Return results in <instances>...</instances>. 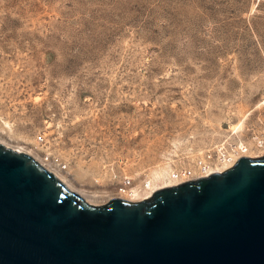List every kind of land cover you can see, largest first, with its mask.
<instances>
[{"label":"rangeland","instance_id":"obj_1","mask_svg":"<svg viewBox=\"0 0 264 264\" xmlns=\"http://www.w3.org/2000/svg\"><path fill=\"white\" fill-rule=\"evenodd\" d=\"M0 131L83 197L261 155L264 0H0Z\"/></svg>","mask_w":264,"mask_h":264},{"label":"water","instance_id":"obj_2","mask_svg":"<svg viewBox=\"0 0 264 264\" xmlns=\"http://www.w3.org/2000/svg\"><path fill=\"white\" fill-rule=\"evenodd\" d=\"M0 264H264V153L94 205L0 142Z\"/></svg>","mask_w":264,"mask_h":264},{"label":"bare ground","instance_id":"obj_3","mask_svg":"<svg viewBox=\"0 0 264 264\" xmlns=\"http://www.w3.org/2000/svg\"><path fill=\"white\" fill-rule=\"evenodd\" d=\"M5 128V127H4ZM9 133V132H8ZM6 134H7V131H0V137H3V136H6ZM3 138H6V137H3ZM2 138V139H3ZM12 139V137H10V140ZM4 140H7V139H4ZM3 140V141H4ZM2 142V141H1ZM17 142V141H16ZM3 143V142H2ZM5 143V142H4ZM7 143V142H6ZM5 143V144H6ZM18 143V142H17ZM6 145H8V143L6 144ZM10 145H11V143H10ZM9 145V146H10ZM13 147H14V145H13ZM15 149H16V151H22V152H32V153H34V155H36L37 157H39V152H37V150L35 149V147H30V149H29V147L28 146H26V147H20V146H18V145H16L15 147H14ZM24 150V151H23ZM29 154V153H28ZM33 155V154H32ZM41 160V159H40ZM52 162V161H51ZM57 164V163H56ZM54 165V166H51V165H53L52 163H51V165L50 164H46V166L69 188V189H71V190H76V191H81L82 192V190L84 189H81V188H79L78 186H76V184H74L75 182H71V179H70V181H69V179H67L66 178V176H67V171H63L60 167H58L57 165ZM47 168V169H48ZM48 169V170H49ZM77 173V172H76ZM77 178V177H76ZM66 181V182H65ZM78 181V180H77ZM80 182V181H79ZM171 183H169V185H170ZM165 185H168V184H165ZM147 186V187H146ZM145 190L143 191V189L142 190H140L138 187H131V188H129L128 189V191H127V193L124 195V196H126L128 199L129 198H131V199H136V200H140L141 198H145V197H147V196H149V194H151V192L153 191V190H155L156 188H159V186H156L155 185V183H153L152 181H148V183L145 185ZM126 188V187H125ZM82 194V193H81ZM110 194V193H109ZM117 194V193H116ZM121 194V193H120ZM83 195L85 196L84 197V199L85 200H87V201H93V203H100V202H97L98 200H101V201H103V202H105L104 200H109V198L108 197H110L108 194H106V193H104L103 191H99V190H96V191H85V192H83ZM95 201V202H94ZM134 201V200H133ZM90 203V202H89Z\"/></svg>","mask_w":264,"mask_h":264},{"label":"built area","instance_id":"obj_4","mask_svg":"<svg viewBox=\"0 0 264 264\" xmlns=\"http://www.w3.org/2000/svg\"><path fill=\"white\" fill-rule=\"evenodd\" d=\"M248 147L243 143H238L231 150L224 152L221 156H218L215 160H204L200 159L197 163L196 169L191 167H179L172 169L170 172V178L175 183L182 180L197 177L208 174L211 171H219L230 166L238 156L246 155ZM130 182L129 178L123 180V187L128 185Z\"/></svg>","mask_w":264,"mask_h":264}]
</instances>
